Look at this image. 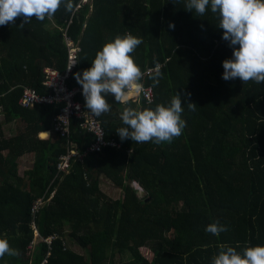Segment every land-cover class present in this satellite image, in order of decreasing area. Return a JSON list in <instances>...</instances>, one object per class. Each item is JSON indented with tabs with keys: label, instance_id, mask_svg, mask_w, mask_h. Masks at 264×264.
Listing matches in <instances>:
<instances>
[{
	"label": "trees",
	"instance_id": "16d2710c",
	"mask_svg": "<svg viewBox=\"0 0 264 264\" xmlns=\"http://www.w3.org/2000/svg\"><path fill=\"white\" fill-rule=\"evenodd\" d=\"M80 2L73 0V9ZM186 3L90 0L73 15L62 3L43 21L33 17L20 28L18 17L0 26V238L19 251L16 257L5 254L0 264H212L224 245L241 254L264 245V83L222 78L233 48L222 39L219 15L209 7L198 16ZM64 32L80 48L66 87L81 90L77 99L100 122L105 140L119 147L88 153L55 178L66 147L83 152L94 137L72 119L67 143L53 132L54 141L40 140L60 106L29 109L18 101L24 87L46 93L44 67L65 70ZM126 33L142 39L131 55L151 103L132 98L123 104L108 94L110 111L95 116L75 73L91 67L106 42ZM157 62L162 76L154 84L149 73ZM177 92L186 121L180 136L159 145L120 139L116 130L126 127L125 107L167 106ZM11 123L15 130L6 136L3 127ZM25 152H35L36 161L19 177L13 154ZM100 176L121 189L120 198L98 189ZM41 196L44 202L32 213ZM216 220L227 228L219 236L205 230ZM33 223L39 235L30 247ZM64 237L81 252L67 248Z\"/></svg>",
	"mask_w": 264,
	"mask_h": 264
},
{
	"label": "clouds",
	"instance_id": "9594fccd",
	"mask_svg": "<svg viewBox=\"0 0 264 264\" xmlns=\"http://www.w3.org/2000/svg\"><path fill=\"white\" fill-rule=\"evenodd\" d=\"M62 3L66 11H72L73 0H0V26L15 23L18 17H23L18 25L20 28L33 17L43 21L46 16L54 15ZM209 7L212 13L219 15L222 39L233 48L232 58L223 61L222 78L264 83V0H187L185 5V9L195 11L198 16H203ZM170 27L174 25L170 24ZM141 43L142 39L131 33L117 35L96 53L91 67L84 69L82 74L75 73L76 81L82 86L85 106L95 116L110 111L108 94L117 102L127 104L126 90L133 87L137 93L143 90L139 81L144 73L131 55ZM160 68L157 62L149 73L154 84H158L162 76ZM187 104L190 110H195V103L189 101ZM183 110L179 92L167 106L157 104L154 109L143 110L125 107L121 119L126 127H120L116 132L122 141L170 143L186 126L181 117ZM205 230L219 236L227 228L216 220ZM5 254L16 257L19 251L11 247L6 238H0V258ZM212 264H264V245L246 247L242 254L235 247L224 245L213 257Z\"/></svg>",
	"mask_w": 264,
	"mask_h": 264
},
{
	"label": "built area",
	"instance_id": "2783aa9c",
	"mask_svg": "<svg viewBox=\"0 0 264 264\" xmlns=\"http://www.w3.org/2000/svg\"><path fill=\"white\" fill-rule=\"evenodd\" d=\"M89 1L90 0H81V2L73 9L72 15L77 12L81 5L87 4ZM71 20L72 18L67 20V26L71 23ZM63 36L66 46L65 70L61 73L54 67H44L42 86L46 90V93L40 94L32 88L24 87L18 101L19 105L23 108H33L37 105L60 106L58 113H56L53 118L51 132L64 138L66 143L69 133H71L69 126H71L72 119L78 121V127L82 131H85L94 137V141L84 149L83 152L66 147L65 152L60 155L56 164L55 178H58L61 173H66L69 169V164H71L72 161L81 162L83 157L88 153H98L105 145L115 148L119 147L115 142L105 140V133L100 122L85 111L81 102L77 99V95L81 90L76 88L69 89L66 87V81L77 63V53L80 48L77 43L66 35L65 32ZM139 83L141 84L140 81ZM142 88L143 90L139 93L136 92L134 87L130 90H126L128 98H141L146 103H149V101L151 102V90L143 86ZM43 202V196L37 198L32 204L31 212L35 213ZM32 227L34 228L35 235L38 236L39 234L34 223ZM50 238L51 237H48L46 239L47 242H50Z\"/></svg>",
	"mask_w": 264,
	"mask_h": 264
},
{
	"label": "crops",
	"instance_id": "0c3cea01",
	"mask_svg": "<svg viewBox=\"0 0 264 264\" xmlns=\"http://www.w3.org/2000/svg\"><path fill=\"white\" fill-rule=\"evenodd\" d=\"M51 26H55V25L51 24ZM1 114H2V107H0V120L2 121L3 114L2 116ZM15 125L16 123H11L3 127V129H5L6 131L5 132L6 136H10L11 135L10 132H14ZM51 129H52V125H51ZM51 129L49 131L39 133L37 135V138L43 141L44 140L51 141V142L54 141L55 137L53 133L51 132ZM2 154L5 156L6 152L4 151ZM35 161H36L35 152H25L24 154L20 156H17V154H13L12 163L16 166V173L19 177H23L26 173H30L32 171ZM132 186L141 189L136 184H133ZM98 189L102 191L105 195H108L112 199H117L121 197V189L113 185L112 182L108 180L106 177H103V176L99 177ZM52 196H53V192L49 194L48 198Z\"/></svg>",
	"mask_w": 264,
	"mask_h": 264
},
{
	"label": "rangeland",
	"instance_id": "374dc122",
	"mask_svg": "<svg viewBox=\"0 0 264 264\" xmlns=\"http://www.w3.org/2000/svg\"><path fill=\"white\" fill-rule=\"evenodd\" d=\"M128 96V95H127ZM1 116H2V114H1ZM67 227L65 226L64 227V235H66V232H67ZM66 237H64V239H65ZM37 240H38V237L34 234V239H33V241L31 242V247H35V243L37 242ZM65 243H66V247L67 248H69V249H71V250H73V251H76V252H81V249H79V247H78V245L76 244V243H73L72 241H69V240H67V239H65ZM118 260V256H117V259H116V261ZM120 261H125V257H121L120 258Z\"/></svg>",
	"mask_w": 264,
	"mask_h": 264
}]
</instances>
